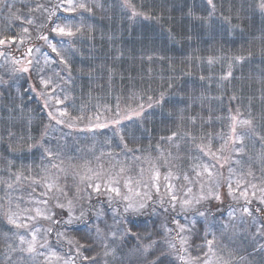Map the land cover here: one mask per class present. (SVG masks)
Wrapping results in <instances>:
<instances>
[{
  "label": "snow or ice",
  "instance_id": "obj_1",
  "mask_svg": "<svg viewBox=\"0 0 264 264\" xmlns=\"http://www.w3.org/2000/svg\"><path fill=\"white\" fill-rule=\"evenodd\" d=\"M206 4V15L195 16L189 10L188 16L203 24L210 23L216 14L217 4L214 0H206ZM94 6L101 7L99 4ZM250 7L264 16V0H255ZM122 8L130 13L129 19L142 17L157 22L162 20L161 16L144 12L134 0H123ZM0 11H6L9 24L19 21L21 28L19 33L0 34V48L17 43L25 48L19 59L10 58L5 51H0V57L12 65V73H31L35 70L40 85L37 94L44 98V107L49 109V120L69 128L86 121L85 129L82 130L88 131L112 129L115 135L120 136L125 155L132 153L131 160L135 164L133 168L127 160L117 159L116 164H111L107 170L103 163L97 168L90 167V161L77 165L72 162L74 158H65L59 149L53 151L45 146L43 139L46 132L39 139L33 137L30 130L27 136L21 134L15 139V143L20 145L19 167L15 164L16 158H4L3 166L0 167V190L5 192V196L0 197L4 201L0 203V221L10 226L3 233L5 251L0 264H112L108 257L115 260L119 255L118 248H127L120 264H233V253L227 250V246H220L216 231L223 237L236 225L230 222L208 223V217L212 215L211 202L222 203L225 189L231 200L236 203L243 201L239 226L246 234L244 238L248 239L250 235L253 241V250L248 255L264 256V220L257 219L264 214V117L260 123L256 122L251 112V97L247 116L237 107L235 114L228 117V131L218 134L220 144L215 148L210 133L202 134L197 143V137L185 126V121L195 125L197 117L188 114L191 104L177 109V105L171 101L168 91L173 87L171 78L168 88L158 94L132 92L127 97L118 96L114 106L94 107L92 115L73 116L67 108L58 107L69 99L60 83H68L69 80L60 72L65 71L68 78L72 77L70 57L75 54L74 45L84 31L82 23H73L75 14L92 13L93 5L88 0H0ZM223 18L231 23L230 16ZM167 31L168 38L174 43L192 39L190 34L180 35L171 27ZM55 37L61 39L56 41ZM33 40L43 41V45H33ZM44 46L55 53L58 60L51 59L49 53L43 52ZM39 56H43L44 65L58 63L63 65V69H52V76L41 75L44 69L40 66ZM250 57V52L247 56L209 55L206 62L209 66L221 61L227 64L226 73L220 76V80L224 81L232 78L235 65L243 64ZM200 79L203 81L205 77L201 76ZM0 83H4L2 78ZM256 83L259 85L260 99L264 101V75L258 77ZM57 89L64 93L63 98L59 94L53 95ZM30 90L36 91L35 86H30ZM231 99L237 100V96L234 94ZM154 107L160 108L162 112L167 109L169 116L173 114L172 109H177V123L176 130L169 129V134L159 138L168 145L166 153L158 142L157 154L153 157L151 154L144 155L141 149L129 148L122 132L131 126L126 125L125 121L132 125L143 124L151 115L147 110ZM211 119L209 115L208 120ZM238 128L244 130L238 131ZM14 137L16 134L9 128L7 139L12 152L16 151L12 145ZM3 139L0 136V142ZM245 140L252 142L254 147L259 145L260 151L255 160L260 166V176H256L250 165L246 172L243 168L232 166L243 164L239 157L246 151ZM182 146L195 148L194 152L192 147L187 149V165L176 163L183 159L179 155ZM34 148L42 149L40 170L35 175V161L25 163L28 160L25 152L36 156L32 151ZM172 149L176 150V155H173ZM138 152L141 154L136 155ZM107 155L115 159L119 153L113 156L109 152ZM234 156L236 159L233 160ZM96 160L100 161L101 157L97 156ZM226 165L227 176L223 171ZM117 167L118 170H114ZM24 181L28 182L26 186ZM25 187L28 189L27 198L24 195L13 197V192H22ZM93 193L97 200L100 197L106 199L112 210L111 225L104 219L106 211L92 204ZM253 202L255 208L252 207ZM234 212L233 209L227 214L230 221L235 220ZM146 215L164 217L158 230V221H152L153 230L161 239H154L152 233L148 232L140 219ZM245 217L251 220V224ZM81 223H84L87 231L77 239L71 234L81 232L78 226ZM101 223L105 225L104 228L100 226ZM198 224H202V235L201 230L197 229ZM249 228L254 231L249 233ZM142 231L148 234L141 237ZM198 240L201 242L197 243ZM96 244L102 249V256L99 252L93 254ZM17 253L21 255L17 256ZM240 259L245 261L246 258L241 256Z\"/></svg>",
  "mask_w": 264,
  "mask_h": 264
},
{
  "label": "trees",
  "instance_id": "obj_2",
  "mask_svg": "<svg viewBox=\"0 0 264 264\" xmlns=\"http://www.w3.org/2000/svg\"><path fill=\"white\" fill-rule=\"evenodd\" d=\"M214 2L217 4V11L208 24L188 16L189 10L195 16L206 15L208 8L206 0H134V3L144 12L152 16H161L160 22L155 19L145 20L142 17L129 19L130 13L122 8L123 0L89 2L93 5V11L80 13L84 20V31L74 45L75 54L70 57L72 77L68 84L69 89L66 91L72 101L65 105L68 111L73 116H89L92 115V107L114 106L118 96L127 97L132 92L158 94L161 90L168 88L171 78L173 87L168 90L171 101L177 105V109L191 104L188 114L197 117L195 125L185 121V126L197 137V143L202 134L210 133L213 138V147L219 146L218 134L228 131L230 123L228 117L235 114L237 107H240L246 117L250 97L252 98V115L264 117V101L260 99L261 93L258 91L257 79H254L252 75H255L251 73V70L259 71L257 68L260 65L264 66V16L250 7L255 0H214ZM95 4L101 7H95ZM225 16L231 17V23L223 18ZM77 19L78 22L81 21L79 17ZM233 25H239V27H233ZM169 27L180 35L190 34L192 39L174 43L168 38ZM16 30L17 27L14 24L11 27L4 26L2 34L11 35ZM249 52L251 57L243 64L234 66L233 76L229 80H220V76L227 71V64L224 61L212 66L206 62L209 55L227 57L243 54L247 56ZM149 56L152 57L151 60L148 59ZM250 62L252 69L249 68ZM64 74L68 77L65 71ZM239 75L242 76L241 80L238 78ZM201 76H204L205 80L202 81ZM25 87L26 82L22 85L23 91L26 92ZM8 89L10 91L2 89L0 97V136L4 137L0 142V167L3 166L4 158H16L15 164L18 167L20 145L12 144L16 149L15 152L9 150L7 130L10 128L16 134L15 139L21 134L27 136L29 130L33 137L39 139L48 118V115L46 116L48 112L39 102H34L32 106L35 112L31 114L32 120H29L27 114L20 111L17 103V98L20 96L14 97L13 89ZM234 94L237 100L231 99ZM193 99H195L194 103ZM121 106L123 107V103ZM177 109H172L173 114L169 116L167 109L162 112L160 108L154 107L147 110L151 115L143 124L132 125L131 122L125 121L126 125H131L124 130L125 142L128 146L132 145L143 152L152 151L158 142L164 147V143L159 138L161 135L169 134V129L176 130ZM229 109L232 111L229 112ZM209 115L212 117L211 121L208 120ZM26 123H30L31 127L27 128ZM149 138L150 141L155 140L156 145L151 144L148 141ZM188 147H192L193 152L195 151L194 146H182L179 155L183 159L177 164L189 163ZM167 148H164L165 152ZM172 152L177 154L175 149ZM25 155L30 158L29 153L25 152ZM3 195L4 191L0 190V197ZM0 203H2L1 200ZM212 204L214 205L211 208L213 213L208 218L213 220L221 217L219 221H225L223 216L230 208L243 205L242 202L233 203L226 195L222 203ZM252 207H256L255 202ZM257 218L264 220V214ZM140 219L154 239H161L153 230L152 221H158L156 224L158 230L164 219L163 216H160L158 220L156 216L151 215ZM78 226L81 232L72 233L77 239L84 231H87L84 223ZM4 228L5 223L0 221V260H3L2 254L5 248L2 239ZM197 229L201 230L202 235V224H198ZM147 234L143 231L140 233L141 237ZM200 242L197 241V243ZM234 245L235 248L244 250L242 256L249 257L251 264H262L264 261L256 254L248 255L253 250V241H239ZM94 247L96 251L93 254L99 252L102 256L103 251L99 244ZM230 248H228L229 251ZM118 250L124 257L127 248H118ZM65 251H67V245H65ZM235 254L239 255L236 251Z\"/></svg>",
  "mask_w": 264,
  "mask_h": 264
},
{
  "label": "rangeland",
  "instance_id": "obj_3",
  "mask_svg": "<svg viewBox=\"0 0 264 264\" xmlns=\"http://www.w3.org/2000/svg\"><path fill=\"white\" fill-rule=\"evenodd\" d=\"M96 1V0H94ZM53 2H55V0H53ZM88 2H92V0H88ZM25 12L27 11L26 9L24 10ZM62 15H67L66 13H61ZM82 14V13H81ZM80 13L75 14V20L73 21V23L76 24H84V20L83 18H81ZM6 11H0V34H2V29H4V26H12L13 24L16 25L17 30L13 31V33H19L21 31V28L19 26V21H13L11 22V24H9V21L6 19ZM80 18V22H78L77 18ZM27 26V25H25ZM61 38L60 37H55L56 41H59ZM67 39V38H65ZM33 45H43V41H35L33 40L31 42ZM59 47V45H58ZM25 50L24 46L19 45L17 43V45H11L10 47L4 46L2 48H0V51H5L10 58H15V59H19L21 58V54L22 52ZM43 52H47L50 55V58L53 60H58V58L55 56V53H51V50L48 49L46 46H44L42 48ZM38 55V54H37ZM40 59V66L43 67L44 71L41 73V75L47 77V76H52L53 72L52 69L56 68L58 70H62L63 69V65H59L58 63H53L50 65H44V60H43V56H39ZM25 64H26V59H25ZM258 65V64H257ZM252 63H249V68H251ZM12 68V65L8 62H6L4 60L3 57H0V78L3 79L4 83H0V97L2 96V89H5V91H10L8 88H12L13 89V96L15 97V95H18L20 97L17 98V103L20 106V111L24 112L27 114V116L29 117V120H32L33 115H31L32 113L35 112V109H33L32 103L34 102H39L43 107H44V98L39 96L37 93L40 90V85H39V81L37 79V74L35 72V70H33L31 73H12L10 71V69ZM259 71H255V70H251V73L254 74L255 76L252 75V77L254 79H257L258 77L261 76V74H264V66L260 65L257 68ZM60 74L62 76L65 77L64 71H61ZM238 78L241 80L242 76L239 75ZM65 79L69 80L70 82V78L65 77ZM26 82V87H25V91H23L22 89V85L23 83ZM68 83H64V81H60L62 88L66 91L69 89ZM30 86H35L36 91H32L30 90ZM67 92V91H66ZM59 94L61 96V98H63V92H61L60 89H57L56 93H54L53 95ZM68 94V92H67ZM69 99L66 100L64 102V104L59 105V108H66V104L71 102V96L68 94ZM23 97V98H22ZM100 106V105H97ZM45 108V107H44ZM47 110V112L49 111V109L45 108ZM92 109H94L92 107ZM43 115V114H42ZM47 116V113H46ZM256 118V122L260 123L261 122V118L262 117H255ZM46 125H50L49 127H45ZM85 125H86V121L84 122H78V126L75 128H69L65 125H58L55 123L54 120H49V118H47V120L45 121L44 127L42 128V131L40 132V134L46 132V135L44 136L43 139V143L45 144L46 147L51 148L53 151H56L57 149H59V151L64 155L65 158L67 157H72L73 159V163L77 164V165H84L87 162H91L90 167L92 168H97L98 165L100 163H103L105 165V169L107 170V168L111 165V164H116L117 159L124 161L127 160L128 163L130 165L133 166V168H135V164L134 162L131 160V156L132 153H129L127 156L125 155L124 149H123V144H121L120 141V136L119 135H115L113 130L110 128H106V129H96L95 131H88V130H82L85 129ZM26 126L28 128L31 127V124L26 123ZM244 129H240L238 128V131H243ZM149 131V130H148ZM125 132L123 131L122 134H124ZM150 134V133H149ZM26 136V134H23ZM20 136V135H19ZM17 136V137H19ZM148 141L151 144H155V140H151L150 138L148 139ZM147 141V142H148ZM12 144H14V146H19L15 143V138H13ZM245 144L247 145L246 151L245 153H242L240 155V159L243 161L242 165H236V164H232L233 167L235 168H243V170L246 172L248 169V166L250 165L252 167V170L255 172L256 176H260V166L259 163L255 160V157L257 156V154L260 151L259 145L257 144L255 147L253 146V143L245 140ZM129 148L132 149H137L136 147L129 145ZM140 147V146H139ZM167 148L168 145L164 144L163 148ZM156 148L157 146H155L154 148H152L153 150L150 152H143L144 155H149L151 154L153 157L156 156L157 152H156ZM139 149V148H138ZM173 150V149H172ZM33 152L36 153L35 157H32L31 154L29 153L30 158H28L27 161H25V163H29L32 162L33 160L35 161V163L33 164V175H35L36 172H38L39 169V163L41 160V156H40V152L42 151V149H34L32 150ZM109 152L113 153V156H115L116 153H119V156L116 157L115 159L110 158L107 154ZM103 153V155H101ZM166 153V152H165ZM141 153H136V155H140ZM173 155H176L173 153ZM100 156L101 160L97 161L96 157ZM249 157H251L252 159L250 160ZM236 159V157H233V160ZM176 163H178V161H176ZM19 167V166H18ZM228 165L225 166L224 168V174L225 176L228 175ZM114 170H118V167ZM164 171V169H162V172ZM81 173L83 174V169H81ZM133 175H135V173H132ZM251 179V178H249ZM27 181H24L23 184L26 186L27 185ZM81 187H83V185H81ZM37 191L39 192V188L37 189ZM90 191V190H89ZM27 192L28 189L27 187L24 188V190L22 192H13L12 195L13 197L17 196V195H24L25 198H27ZM224 195H226V189L223 190ZM5 196V192L3 197ZM227 196V195H226ZM224 198V196H223ZM230 199V198H229ZM231 200V199H230ZM2 201V200H1ZM233 203V200H231ZM240 202L243 201L241 200ZM2 203H4V201H2ZM212 203H215V201H212ZM211 203V208L214 206ZM92 204L96 205L97 208H103L107 215L104 217L105 220H107V223L109 225H111L113 223L112 220V210L109 208L106 199L104 197H100L99 200H97L96 198V194L93 193V200H92ZM85 207H88L87 204H85ZM115 207V205H114ZM241 208L242 207H234V208H230L226 214L223 216L225 217V221H222L219 219H213L210 220L208 218V222L209 223H221V222H225V223H232L235 224L236 227L229 229L224 235L223 237L221 236V233L219 231H216V236H217V240L218 243L220 244L221 247L227 246V250L228 248H230V251H232L233 255H235V257H233V264H251V260H249V257H245V261H241L240 257L242 256V252H244L243 249H238L235 248V243L239 242V241H247V240H251L250 235H248V239L244 238L243 234V230L240 228L239 226V222L241 219ZM235 210L234 212V216H235V220L230 221L229 217H228V212ZM213 213V212H212ZM192 217L190 216L189 219H191ZM200 219V218H198ZM245 219L249 220V224H251V220L247 217H245ZM259 219V218H257ZM158 220V218H157ZM262 220V219H259ZM162 222H164V219L162 220ZM187 222V221H185ZM5 223V222H4ZM83 224V223H81ZM102 228L105 227V225L103 223H101L100 225ZM10 226H8L5 223V228L3 230V233L9 228ZM251 231H254V229L249 228V233ZM72 235V234H71ZM3 236V245L5 247V239H4V235ZM74 236V235H73ZM230 242H228V241ZM252 241V240H251ZM241 243V242H240ZM5 251V248H4ZM229 251V250H228ZM235 251L237 253H239V255L235 254ZM119 255L117 256V258L115 260H113L112 257H108L109 261H112V264H118L120 263V259L122 258L121 253L118 250ZM4 254V253H3ZM2 254V257H3ZM17 256L21 255L20 253L16 254ZM227 255V252L226 254ZM256 256L258 258H262L264 260V256L261 257L260 254H256Z\"/></svg>",
  "mask_w": 264,
  "mask_h": 264
}]
</instances>
